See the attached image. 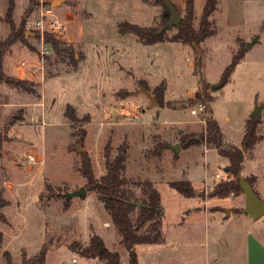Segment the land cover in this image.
Segmentation results:
<instances>
[{"label":"rangeland","instance_id":"obj_1","mask_svg":"<svg viewBox=\"0 0 264 264\" xmlns=\"http://www.w3.org/2000/svg\"><path fill=\"white\" fill-rule=\"evenodd\" d=\"M44 1L47 4L62 1L54 10L60 17L68 15L75 28L74 43L63 45L73 49L78 64L85 61L75 69L71 59L63 63L52 51L41 69L39 57L21 43L6 51L4 63L8 74L0 81V264L7 263L5 252L10 253L13 264H23V258L35 257L43 247L48 249L45 264H106L97 256L89 258L82 254L95 235L101 237V246L106 250L120 254L122 264H130L121 236L96 195L87 193L84 198L70 201L62 196L63 191L73 192L85 186L80 173L83 153L91 156L97 177L105 174L108 144L112 158L119 146H128L124 175L131 181L128 188L139 198L138 207L144 197L132 182L151 181L161 194L166 241L136 246L138 264H207L203 251L192 249L193 241H178L185 246L180 254L191 253L189 260L184 255L178 258L171 250L185 213L195 201L182 197L170 183L184 181L196 186L205 179L198 187L192 185L194 198L205 213L222 208L221 215L225 217L228 210L242 213L244 204L240 209L227 207L237 203L238 197L244 199V194L230 192L214 197L220 183L237 180L229 173L228 160L215 148L194 144L178 154L170 149H164L160 158L151 154L161 143L178 145L186 133L199 136L205 126L191 114L195 106L164 107L159 112L162 107L151 105L132 75L134 71L139 80L153 86L165 81V104L195 100L197 97H191L198 91L194 51L180 43L144 45L134 35L123 40L116 23L128 16L132 8L137 15L130 23L147 27L148 18L152 23L158 19L155 28L161 27L163 8L155 5L154 0L148 3L135 0L134 5L124 10L115 0H102L91 26L86 25L89 15L81 0ZM39 4L40 0H15L13 20L17 28L37 19ZM8 7L9 0H0V41L10 32L5 22ZM222 9L225 15L229 6L222 5ZM179 12L184 16L185 11ZM244 16L246 26L242 33L248 41L257 39L252 49L246 47L243 39L236 40V46L230 49L229 35L225 34L222 45L203 46L202 71L204 79L212 82L208 85L215 98L214 115L226 141L243 150L247 159L251 158L245 159L246 171L242 167V175L256 183L257 177L248 173L251 170L264 182V111L257 127L256 144L248 148L244 136L250 115L256 106L264 105V0H246ZM175 32L172 28L168 35ZM28 42L38 45L37 39L30 38ZM236 54L243 56L240 65L222 89L212 91V86L221 83L225 68ZM22 62L34 68L17 70L16 66ZM119 65L130 72L120 70ZM39 76H43L42 84L38 82ZM6 78L11 82H6ZM16 79L41 84L36 89L41 92V99L13 84ZM68 105L76 110L80 122L72 124L65 117ZM85 116L91 122L86 123ZM83 133L85 138L81 137ZM29 153L37 154L41 164L29 166L26 162ZM176 159L180 160L172 166ZM216 175L224 180L216 179ZM261 221L264 215L259 224ZM208 230L204 223L198 225L196 237ZM213 234L210 230V240ZM209 243V260L213 264L216 244Z\"/></svg>","mask_w":264,"mask_h":264},{"label":"trees","instance_id":"obj_2","mask_svg":"<svg viewBox=\"0 0 264 264\" xmlns=\"http://www.w3.org/2000/svg\"><path fill=\"white\" fill-rule=\"evenodd\" d=\"M166 1L170 0H154L153 2L155 5L163 8L161 27L169 21L171 17L170 12L165 5ZM148 2L149 0H146V3ZM36 6H38V4H36ZM217 6V0H206L199 21V27L195 28V0H186L185 14L182 16V22L178 27H173L176 29V32L172 36L168 35V31L159 34L161 27H141L129 22L120 23L118 25V31L121 35H135L139 42L144 45L171 42L180 43L184 46L192 48L195 53L194 74L198 79L197 99L194 100L193 98H190L187 102H171L165 104V81L157 86L152 94L156 97L157 105L162 108L168 107L171 109H177L178 106L189 108L197 106L201 103L206 104L207 111L204 117L205 128L199 135L201 140H195L198 136L196 133L182 135L179 142L181 149L184 148L182 146L189 147L194 144H205L208 148H215L222 157H225L228 160L229 173L237 179V175L241 172L245 161V154L243 150L225 143L226 138L214 116L213 103L215 102V98L210 94V87L204 79L202 71L204 57L202 46L208 38L217 34L216 24L214 20H212V16L217 11ZM14 10L15 0H9V7L5 22L9 25L10 32L5 39L0 41V81L5 78L3 63L6 51L9 48L13 47L17 43H21L34 53H36L37 50V48L31 45L28 41L30 38L37 39L38 34L34 31H29L26 27L24 28V26H27L26 23L23 24L22 27L17 28L13 20ZM29 33L30 35H28ZM46 42L51 45L54 53L63 63H65L67 59H71L74 68H78L79 64L74 59V51L72 48L65 47L52 35L46 36ZM242 60L243 56L239 54L232 57L231 63L225 68L221 76V83L223 82L224 86L234 74L236 68ZM12 83L25 92L34 94L41 99V92L36 90L37 87H41V84L18 79L14 80ZM139 87L146 88L150 91V87L144 81H139ZM65 117L72 124L80 122L76 110L70 105L66 108ZM83 119L86 123L91 122L89 116H85ZM259 124V119H251L246 123L244 143L248 148H251L256 144V132ZM85 135L86 134L83 133L81 137L85 138ZM166 148H169V145L161 143L154 151H152L151 154L160 158L162 156V151ZM127 150V145L119 146L117 155L112 158L110 145L108 144L106 146L104 163L105 174L101 177H97L95 174L91 156L88 153H83L81 155L80 173L86 181L84 187L87 193H94L96 195L97 201L103 205L105 211L108 213L111 224L120 234L121 245L129 254L130 264H138L136 246L143 244H161L164 242L162 232L164 212L161 194L151 181L132 182L141 189V193L144 197L141 200V207L137 206L139 198L137 199L135 193L128 188L131 181L124 175L126 169L125 163L127 160ZM246 180L254 187V180ZM170 186L176 189L185 198L196 197V192L189 182H172L170 183ZM230 192H237L239 194L243 193L238 179L236 181L220 183L215 189L214 197L227 195ZM63 193H67V191H63ZM66 201L70 200L66 199ZM0 239H2V234H0ZM102 243L101 237L97 235L93 236L90 240L89 246L82 250L83 256L89 258L97 256L101 260L106 261V264H122L121 256L118 252L106 250L103 255L99 254V247ZM47 253L48 249L43 247L39 254L35 257L31 259L23 258V264H45ZM4 256L7 260L6 264H13L10 253L5 252Z\"/></svg>","mask_w":264,"mask_h":264},{"label":"crops","instance_id":"obj_3","mask_svg":"<svg viewBox=\"0 0 264 264\" xmlns=\"http://www.w3.org/2000/svg\"><path fill=\"white\" fill-rule=\"evenodd\" d=\"M101 1L102 0H81L82 5L86 8L88 15H89L88 19L86 20L87 26H91L96 20L95 18L98 15L97 7L101 4ZM115 2L118 3L120 7H122L123 10L126 8V6H131L135 4V0H115ZM170 2L178 9V11H181V12L185 11L186 0H170ZM217 2H218L217 11L214 13L212 17V20H214L216 24L217 34L215 36L208 38L204 42L203 46L208 44L211 48H213V47L222 45V42H223L222 39L225 37V34L229 35V40L231 42V44H229L230 49L236 46V40L238 39H243L246 43L250 42L246 40V36H244V34L242 33V29H244L246 26V19L244 16V6L246 3V0H217ZM205 3H206V0H195V12H196L195 28L199 27V21H200ZM142 5L145 6V4H142ZM222 5L229 6V10L227 13H225V15H223L222 13V10H223ZM146 8L148 9V7ZM131 10L132 11L128 10L129 11L128 16H126L120 23H123V22L130 23L134 21L132 17H134V15H137V10L135 8H132ZM156 21H158V19ZM156 21L154 20L152 23L151 20L148 18L147 27L155 28ZM120 23H116L117 29ZM131 35L133 34H126V35L120 34L123 40L129 39ZM135 40L139 42L137 37ZM84 61L85 60H82L79 66L82 65ZM192 63L193 62L190 61V64ZM119 68L120 70L126 71L127 73L130 72V71H127V67H124L123 65H119ZM3 72L5 74H8L5 63H3ZM132 75L137 80L138 86H139V81H144L146 84H148V86L152 90L157 87V86L151 85L146 80H139L137 78V75L134 73V71L132 72ZM42 81H43V76L42 77L39 76L38 82L42 84ZM207 82L208 84L212 85V82L210 81H207ZM129 94L131 95L132 93L129 92ZM197 94H198V91L195 95H191V97H196ZM162 111H164V108L159 109V112H162ZM263 111L264 109L262 110V113ZM186 123H190V122H186ZM225 143L230 144L228 143V141H226ZM189 148L188 147L183 148L184 149L183 151H187L189 150ZM169 149L170 148H166V150H169ZM161 157H163V153ZM245 159H247L246 156H245ZM179 160L180 159H176L174 161V164H172V166L176 165V163ZM247 160H251V158ZM243 171H246L245 163H243ZM241 175H242V171H241ZM248 175H254L255 177H257V181L254 185V190L257 193V195L260 197V199L264 201V182H262L261 177L254 174L251 170H249ZM203 181L199 185L204 184L205 182ZM192 185L194 186L193 183ZM199 185H196L194 187H198ZM236 198H233V199H236ZM238 198H239L238 202L234 204L233 203L230 204V206H228L227 209H231L232 207H234L235 209H240L242 208L243 204H244V209H245V205H246L245 196H244V199H241V197H238ZM193 199L195 201L193 204V207H190L186 211L185 213L186 216L184 217L185 219H183L178 229L179 233H176L173 239L175 243L171 245V250L172 252H174L173 253L174 255H178V258L181 255H184L188 260L190 259L189 258L191 255L190 252L185 251L183 254H180L184 250L185 246L183 243L178 242V241H185L183 239H186V241H193L192 243H190L192 249L200 248L203 251L205 261L207 262V264H210V260H209L210 243L209 241H215L214 245L216 244L215 251L217 252L216 253L217 256L213 258L212 260L213 264H264V221H261V223L259 224V221L261 218L259 220H254L249 215L245 214L244 210L242 211V213H238V214L231 213L229 210L225 211L227 212L226 214L227 217H225L224 215L223 216L221 215L223 214V211L221 212L222 208L219 209L215 213H213L212 211L205 213V211L203 209L201 210V208L199 207V204H200L199 200L197 198H193ZM214 200L215 199H213L212 201ZM188 211H191V212L188 213ZM203 223L205 226L208 227L209 230L203 236L199 234L200 236L196 237V234H195L196 229L198 225H201ZM210 230L214 232L213 237H211V240H210ZM163 236H164L163 243H165L166 238L164 234ZM202 241H204V243H202Z\"/></svg>","mask_w":264,"mask_h":264},{"label":"built area","instance_id":"obj_4","mask_svg":"<svg viewBox=\"0 0 264 264\" xmlns=\"http://www.w3.org/2000/svg\"><path fill=\"white\" fill-rule=\"evenodd\" d=\"M53 2V1H52ZM52 3L47 4L44 0H40L37 19L29 21L27 26L28 29L38 34L37 40L38 45L36 46V55L42 62L41 69L44 68V59L49 56L53 51L51 45L46 42V36L52 35L56 40L62 44H72L75 39V28L71 18L66 15L60 17L54 10ZM17 69L20 71L32 70L33 65L27 64L26 62L19 63ZM36 68V67H35ZM207 105L199 104L191 109V114L199 118V122L205 125L204 117L206 115ZM26 162L29 166L40 165L41 161L37 154L29 153L26 155ZM216 179L224 180L222 176L216 175Z\"/></svg>","mask_w":264,"mask_h":264},{"label":"water","instance_id":"obj_5","mask_svg":"<svg viewBox=\"0 0 264 264\" xmlns=\"http://www.w3.org/2000/svg\"><path fill=\"white\" fill-rule=\"evenodd\" d=\"M61 3L62 1H53L52 6L57 7ZM165 5L171 14V17H170V20L167 21L160 28L159 34H162L165 31H168L169 29L173 27H178L181 24L182 19H183L178 9L170 1H166ZM28 35H30V33ZM256 42H257V39H253L252 41L246 43V47L248 49H252V47L255 45ZM5 81L10 82V79L6 78ZM223 86H224V83L222 82L218 85L212 86L211 90L216 91V90L221 89ZM140 92L144 93L148 97L152 106L157 105L156 97L148 89L140 87ZM263 109H264V105L256 106L255 110L250 115V119H261ZM195 140L199 141L200 137L197 136ZM169 148L173 150L175 153H180L181 151V146L179 144L174 145V146H169ZM79 151L81 152V150ZM237 179L240 183V186L245 196L246 205H245L244 213L249 215L254 220H259L264 215V201L260 199V197L256 194L254 187L246 180L245 177L241 175V172L237 175ZM86 195H87V191L85 187H81L80 189L75 190L73 192H67V193L62 194V196L68 200H71L72 198H75V197L84 198L86 197ZM105 251H106V248L101 246L99 254L103 255Z\"/></svg>","mask_w":264,"mask_h":264}]
</instances>
